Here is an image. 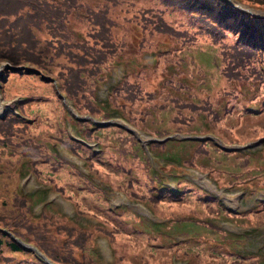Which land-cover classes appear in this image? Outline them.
Listing matches in <instances>:
<instances>
[{
	"label": "rangeland",
	"instance_id": "rangeland-1",
	"mask_svg": "<svg viewBox=\"0 0 264 264\" xmlns=\"http://www.w3.org/2000/svg\"><path fill=\"white\" fill-rule=\"evenodd\" d=\"M65 1L69 7L75 0ZM118 1L136 5L115 12L111 0H76L60 26L45 24L48 17L16 18L15 25L31 20L40 40L32 59L47 78L17 68L4 69L3 80L0 75V264H42L34 248L58 260L75 256L78 264H191L203 252L219 264H252L238 260L231 249L211 245L223 236L220 229L212 235L208 227L212 211L220 208L190 171L193 165L213 167L227 188L243 194L240 206L253 205L247 224L259 230L264 223V42L255 18L226 3L236 12L231 13L218 0L192 9L194 16L165 7L174 1L178 6L177 0ZM239 1L264 15V0H232ZM43 3L45 11L56 4ZM138 6L145 13L131 17ZM220 9L228 25L214 24ZM161 18L168 24L162 22V28L179 33L178 38L157 27ZM98 30L112 34V53L97 61L91 54L82 58L86 44L99 48L97 33L91 35ZM34 36L27 30L21 39ZM123 70L126 75L110 93L109 82ZM51 77L59 80L51 83ZM66 81L81 88L72 93L77 112L100 123L118 114L113 120L137 131L139 140L151 139L145 154L123 127L90 129L91 120L78 121L65 110L62 99L71 97ZM102 100L111 104L102 109ZM214 139L240 150L222 153L212 146ZM47 191L56 203L44 198ZM112 192L123 198L110 202ZM138 205L155 219H147ZM181 233L190 236L174 237ZM9 235L27 249L11 250Z\"/></svg>",
	"mask_w": 264,
	"mask_h": 264
},
{
	"label": "clouds",
	"instance_id": "clouds-1",
	"mask_svg": "<svg viewBox=\"0 0 264 264\" xmlns=\"http://www.w3.org/2000/svg\"><path fill=\"white\" fill-rule=\"evenodd\" d=\"M226 1V0H225ZM227 2V1H226ZM228 4H230L229 2H227ZM235 3H233V6L236 7L234 5ZM237 5L239 6H242L241 9L239 7H236V9H238L239 11H242V12H247V13H250L252 15V18H255L254 19V24L257 20V18H262L260 15H257V10H255L254 7H251L250 5L246 4V3H243L241 1H239V3H236ZM132 5V3H129V4H125L126 8L123 7L124 11L126 10H129V8H127V6H130ZM136 5V4H135ZM232 5V4H230ZM139 7V6H138ZM137 7V8H138ZM137 8L134 9V13H131L130 16L131 17H139L140 15L143 16V13H136L137 11ZM246 8H250L252 9L253 11H247ZM119 11V10H117ZM128 12V11H126ZM194 16V15H193ZM162 22L166 23V21L164 20V18H161V22H160V28L163 32L167 33V34H170L171 36L173 37H176L178 38V34L177 33H173V32H170V30H164L162 28ZM262 23V22H261ZM104 25V21L103 23L101 24V26ZM166 25H168L166 23ZM262 27V26H260ZM255 28H256V31L259 32V28H258V25L256 26L255 25ZM175 29V28H174ZM221 30V29H220ZM180 30L177 29V32H179ZM79 36H81L82 40L84 41V38L83 36L81 35V32L79 30L76 31ZM94 33H97L94 37L96 38V40L100 43V46L99 48H96L95 46L93 45H89V44H86L84 47H83V55H82V58H85L87 57V55L91 54L92 56H94L95 58H97L96 60H93V61H97L98 60V56L102 53H107L109 54L110 52L112 53V44H113V41H114V38L112 36V34L110 33H107V32H104L102 30H98V31H92V34L91 35H94ZM255 35V34H254ZM256 37V36H255ZM172 43V41H170ZM173 44V43H172ZM83 62H86L84 60H82ZM37 65L36 63H31V62H28L24 65H12V64H9L7 62H1L0 63V75H1V79L3 80L4 79V74H1V72L5 69V71H8L9 68H17L18 70L19 69H25V70H28L29 72H38L40 73L41 75V79H46L47 77H45L41 72H39L38 70L35 69V67L37 68ZM125 66V65H124ZM123 66H120V68H122ZM127 67V66H125ZM45 71V70H43ZM52 75H55V73H52ZM126 75V71H122L119 73L118 75V80L115 82V83H112L111 85V82H109V89H110V93H111V88L115 87L119 82L122 81V78ZM2 80H0V82L2 83ZM58 77L57 78H52L51 77V80H49L51 83H56V81H58ZM1 86V85H0ZM99 87V86H98ZM94 88V86H93ZM98 92L100 93L101 92V89H98ZM97 93V91L95 90L94 91V94ZM71 97H69L68 99H65L63 98L62 99V103H64V109L67 110L76 120L79 121V118L82 119L83 121L85 122H88L91 120V126H90V129L96 127L94 125H100L103 126V125H108V124H112V125H118V126H121L123 127L125 130H127L129 133H131L132 135H134V137H137L138 139V132L131 129L130 127L126 126L125 124H123L122 122L120 121H117V120H113L115 118H120V116L118 114H116L117 116L115 115H111V120L109 121H106V122H102L100 123L98 120L92 118L91 116H86V115H80L79 113H75L77 112L76 111V106L74 104H76V100L74 99L73 95L71 94L70 95ZM102 103L105 105V107H103L102 109H105L108 107V104H111V101L110 102H106V101H103L102 100ZM2 107V106H0ZM16 110V109H15ZM107 110V109H106ZM107 115H108V111H107ZM76 130V129H75ZM77 131V130H76ZM78 132V131H77ZM79 134V137H80V141L85 143V138H83L80 133L78 132ZM70 135V133H69ZM183 139L185 140H192V139H201V137H196V136H184L182 137ZM139 140V139H138ZM94 142L92 144H94L93 146H95V148H99L95 142H97V140H93ZM139 142L141 143V145L144 147L145 150L144 151V154L146 152V147L151 143V139L150 138H144V139H141L139 140ZM86 144V143H85ZM159 144H162V142H159ZM102 146V145H101ZM212 146L219 150L220 152L222 153H225V154H235L237 150H235L233 147H229V146H222V144H220L219 140L218 139H214L212 141ZM65 151H68L67 153L70 155L72 154V150L71 149H68L66 147ZM94 151V150H93ZM77 154V153H75ZM71 157V156H70ZM146 157L149 159V160H153L152 158H150L149 156L146 155ZM69 161H71L72 159L70 158H67ZM215 169L213 167H207L205 169H201V168H197L195 167L194 165L191 166V171H190V174H191V177L193 178V181L196 183V180H206L208 181L209 183H211L212 185H215L217 186L216 188L213 189V191H211L210 189H205V194L207 195H210L212 198L213 196L219 198V199H224L225 197L223 196H220V195H216V191L223 187V188H227V186L225 185V180L224 181H220L218 178L215 177L216 173H215ZM197 185H199L198 183H196ZM200 186V185H199ZM201 187V186H200ZM112 195V199L109 200L110 202H114V201H117V200H120L121 198L119 196H121L123 198V195L121 194H116L114 192L111 193ZM48 197L46 194H44V198ZM66 200L70 201L71 199L67 196H65ZM49 202H55V200H48ZM124 203V202H123ZM118 204V203H117ZM122 204V203H120ZM238 203L236 204H231L230 207L232 208L233 206H236ZM228 207V206H227ZM140 212L142 210V208L138 205L136 207ZM142 213V212H141ZM143 214V213H142ZM144 216L147 217V219L149 220H154L155 217H153L152 215L150 214H143ZM63 216V215H62ZM65 217V216H63ZM213 221H209L208 223V227L211 231V234H215L216 231L213 230L211 228V224H212ZM234 225L236 226H239V228L242 230V232L244 234H246L251 240H253L255 238V236L257 235V229L255 226H250L247 224V219H242V223L241 222H238V223H234ZM221 230H222V233H224V235L222 237L219 238L218 241H216L215 243L211 244L212 246H216V247H219L222 251H226L227 249H231V251H229V253H232L233 256L239 258L238 260H243V261H250L251 260V263L252 264H255L256 263V259L254 257H249L248 254L250 252H253V251H249L248 249V245H245V244H242L239 240V232L232 229V231H229L231 229H228V228H225V226L223 224L221 225H218ZM259 229L260 228H264V223H261L259 226ZM178 235H181L180 238H187L189 237L190 235L189 234H186V233H181V234H178ZM10 239L12 240L11 242H14L16 244H18L20 247H21V250H24V249H27L24 247V245L21 243V241H19L18 239H16L14 237V235H9ZM36 251H34V255L36 257V260L42 264H46L44 262V260L37 256L40 255V249H36L34 248ZM209 249V248H208ZM42 250V248H41ZM210 250V249H209ZM20 251V250H19ZM42 256V255H40ZM209 255V253H207V255H205V252L202 253H199L198 256H196V259L191 263V264H219L218 262H216L214 260L215 257ZM210 257V258H209ZM50 258V257H49ZM51 259H55V258H51ZM263 259H264V256H263ZM57 260V264H78V260L77 258L74 256V261H73V258L70 257V259L68 260H61V259H55ZM61 260V261H60ZM171 261V260H169ZM172 262V263H169V264H183V263H180V262ZM29 264V263H27Z\"/></svg>",
	"mask_w": 264,
	"mask_h": 264
},
{
	"label": "trees",
	"instance_id": "trees-1",
	"mask_svg": "<svg viewBox=\"0 0 264 264\" xmlns=\"http://www.w3.org/2000/svg\"><path fill=\"white\" fill-rule=\"evenodd\" d=\"M75 1L72 4H69L68 7V3L65 0H55L56 4L50 6V8L45 11L43 8L45 7V3L46 5H49V1H45V3H43V0H29V2L25 3L23 0H0V5L3 6L0 7V63L7 62L12 65H24L28 62L36 63L32 59V49L36 45V42L40 40L34 36L30 24L31 20L34 18V15L37 16L39 19H42L43 17H48V19L44 20L45 24H50V26L57 24L60 26L61 24H65L67 13L74 7ZM160 1L164 3L163 0ZM205 1L206 0H177L178 6L175 4L174 1L173 3H171V5H165V7H178L179 9L186 11L185 13L194 15L192 9H197L200 6L205 7V5H202ZM209 1V4L211 5V2L213 0ZM218 1H220L218 4L219 6L224 7L225 9L226 7H228L231 13L235 11L238 12V9L236 8H232L233 10H235L233 11L231 7L226 4L227 2L225 0ZM3 2H5V5ZM126 3L128 2H119L118 0H111V6L113 7L115 12L128 11H124L123 9V6H125ZM132 5H135V2H132ZM136 13H145L143 11L142 6L137 8ZM217 13V20L213 19L214 24L217 26H220L221 23L228 25V18L226 13L223 15L221 9ZM17 17H30L31 20H23L21 24L15 25ZM54 20L58 21L54 23ZM251 20L253 21V18H251ZM157 27L160 26L157 25ZM216 28L221 29L220 27ZM27 30L36 39L31 40V38H27L26 41H23L25 37L24 39H21L22 34ZM8 244L11 250L13 251L21 250V247L14 242H10Z\"/></svg>",
	"mask_w": 264,
	"mask_h": 264
},
{
	"label": "flooded vegetation",
	"instance_id": "flooded-vegetation-1",
	"mask_svg": "<svg viewBox=\"0 0 264 264\" xmlns=\"http://www.w3.org/2000/svg\"><path fill=\"white\" fill-rule=\"evenodd\" d=\"M64 88H65V91L68 95H71L73 92H78L79 90H81V88H71L70 87V84H69V81H66L65 84H64ZM77 111V110H76ZM76 114L79 113V112H75ZM82 115V113H79Z\"/></svg>",
	"mask_w": 264,
	"mask_h": 264
},
{
	"label": "water",
	"instance_id": "water-1",
	"mask_svg": "<svg viewBox=\"0 0 264 264\" xmlns=\"http://www.w3.org/2000/svg\"><path fill=\"white\" fill-rule=\"evenodd\" d=\"M226 1L233 5L232 0H226ZM234 5H235L236 7H239L240 9H241V7H242V6H239V5H237V4H234ZM246 10H247V11H253V10L250 9V8H246Z\"/></svg>",
	"mask_w": 264,
	"mask_h": 264
},
{
	"label": "bare ground",
	"instance_id": "bare-ground-1",
	"mask_svg": "<svg viewBox=\"0 0 264 264\" xmlns=\"http://www.w3.org/2000/svg\"><path fill=\"white\" fill-rule=\"evenodd\" d=\"M257 15H260V12H257ZM228 199H230L231 201L233 200L231 197H229Z\"/></svg>",
	"mask_w": 264,
	"mask_h": 264
}]
</instances>
